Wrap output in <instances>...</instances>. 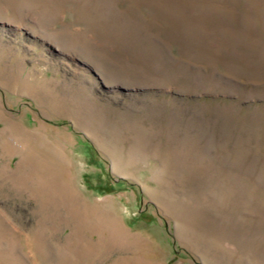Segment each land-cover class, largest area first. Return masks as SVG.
<instances>
[{
	"label": "rangeland",
	"instance_id": "obj_1",
	"mask_svg": "<svg viewBox=\"0 0 264 264\" xmlns=\"http://www.w3.org/2000/svg\"><path fill=\"white\" fill-rule=\"evenodd\" d=\"M0 264H264V0H0Z\"/></svg>",
	"mask_w": 264,
	"mask_h": 264
},
{
	"label": "bare ground",
	"instance_id": "obj_2",
	"mask_svg": "<svg viewBox=\"0 0 264 264\" xmlns=\"http://www.w3.org/2000/svg\"><path fill=\"white\" fill-rule=\"evenodd\" d=\"M142 26V25H141ZM143 29V28H142ZM113 112V111H112ZM142 152H143V150H142ZM145 152V151H144ZM152 155V154H151ZM153 157V156H152Z\"/></svg>",
	"mask_w": 264,
	"mask_h": 264
}]
</instances>
